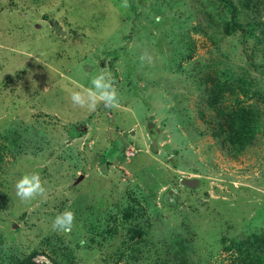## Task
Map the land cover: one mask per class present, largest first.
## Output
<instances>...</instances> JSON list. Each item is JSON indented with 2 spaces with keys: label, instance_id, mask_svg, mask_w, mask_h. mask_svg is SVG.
Masks as SVG:
<instances>
[{
  "label": "rangeland",
  "instance_id": "obj_1",
  "mask_svg": "<svg viewBox=\"0 0 264 264\" xmlns=\"http://www.w3.org/2000/svg\"><path fill=\"white\" fill-rule=\"evenodd\" d=\"M121 2L0 0V264H264V0Z\"/></svg>",
  "mask_w": 264,
  "mask_h": 264
},
{
  "label": "clouds",
  "instance_id": "obj_2",
  "mask_svg": "<svg viewBox=\"0 0 264 264\" xmlns=\"http://www.w3.org/2000/svg\"><path fill=\"white\" fill-rule=\"evenodd\" d=\"M121 7L130 8L131 5L128 0H122ZM139 59L143 63L148 57L146 54H141ZM90 85V87L83 90L70 92V100L74 106L87 108L89 111H95L98 103H102L105 108H116L119 106V92L115 78L110 71L101 69L92 77ZM15 194L22 202L30 203L38 197L42 198L43 202L47 196V189L40 173L23 174L15 182ZM75 219V212L70 208L66 209L53 218L52 229L59 233H70Z\"/></svg>",
  "mask_w": 264,
  "mask_h": 264
},
{
  "label": "trees",
  "instance_id": "obj_3",
  "mask_svg": "<svg viewBox=\"0 0 264 264\" xmlns=\"http://www.w3.org/2000/svg\"><path fill=\"white\" fill-rule=\"evenodd\" d=\"M226 5L227 9L230 11V23L231 24H234L235 23V10L234 8L230 5V4H227V2H222ZM89 121V119H86L85 122H84V125L87 124V122ZM84 129V127H83ZM69 133H74L75 137H80L83 133H84V130H82L81 132H75L74 129L71 127V129L69 130Z\"/></svg>",
  "mask_w": 264,
  "mask_h": 264
}]
</instances>
